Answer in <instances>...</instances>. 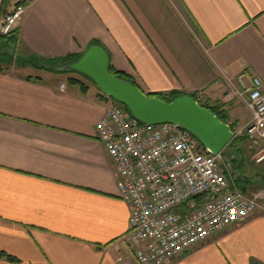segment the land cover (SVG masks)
Masks as SVG:
<instances>
[{
    "label": "crops",
    "instance_id": "1",
    "mask_svg": "<svg viewBox=\"0 0 264 264\" xmlns=\"http://www.w3.org/2000/svg\"><path fill=\"white\" fill-rule=\"evenodd\" d=\"M7 1L0 24L25 6L7 40L16 57L74 60L101 46L112 70L146 95L193 97L234 132L252 119L226 95L240 78L264 84V0ZM8 67L0 68V264H137L130 211L97 139L112 101L77 74ZM170 264H264V213Z\"/></svg>",
    "mask_w": 264,
    "mask_h": 264
},
{
    "label": "built area",
    "instance_id": "2",
    "mask_svg": "<svg viewBox=\"0 0 264 264\" xmlns=\"http://www.w3.org/2000/svg\"><path fill=\"white\" fill-rule=\"evenodd\" d=\"M24 14L25 6L6 14L0 35H12ZM226 100L252 113L235 139L247 141L255 163L264 167V84L254 78L246 86L240 78ZM96 132L115 166L119 198L130 211L127 240L137 264H170L263 208L264 196L244 191L240 183L236 153L214 156L178 125H146L113 103Z\"/></svg>",
    "mask_w": 264,
    "mask_h": 264
},
{
    "label": "water",
    "instance_id": "3",
    "mask_svg": "<svg viewBox=\"0 0 264 264\" xmlns=\"http://www.w3.org/2000/svg\"><path fill=\"white\" fill-rule=\"evenodd\" d=\"M14 48L15 43L0 51V62L14 63ZM110 62L103 47L92 45L63 70L88 78L104 96L124 105L134 118L146 125L175 124L184 128L214 156L224 152L234 141L231 127L193 97L180 96L166 102L146 95L133 83L113 76Z\"/></svg>",
    "mask_w": 264,
    "mask_h": 264
},
{
    "label": "rangeland",
    "instance_id": "4",
    "mask_svg": "<svg viewBox=\"0 0 264 264\" xmlns=\"http://www.w3.org/2000/svg\"><path fill=\"white\" fill-rule=\"evenodd\" d=\"M9 44H13V42H10ZM2 40H0V51H3L2 48ZM9 46V45H8ZM7 46V47H8ZM14 63L18 66H37V67H42V68H49V67H45V65L38 59L36 58H19L16 57L17 56V52L16 49L14 48ZM17 58V59H16ZM8 67L7 65H5L3 68ZM10 69V71H18V68L16 67H8ZM21 68V67H20ZM7 69V68H6ZM49 70V69H48ZM32 73L37 74L39 73L38 69L36 68H32V70H30ZM66 74H74V73H66ZM80 75V74H77ZM81 79H83L84 82L88 83L89 85L95 87V89L99 90L93 83L92 81H90L88 78L80 75L79 76ZM112 102L113 99L109 98ZM234 132V131H233ZM236 132H234L235 134ZM200 145V144H199ZM201 147V145H200ZM236 155L238 156V159L241 160L242 163H244V170L242 175L250 181V183L248 185V189L247 191L249 193H255V194H261L262 196H264V167L257 165L255 163V153L253 152V150L251 149V147L249 146V143L247 141H241L239 144V148L236 152ZM263 192V193H262ZM262 209H260V213H264V200L262 202Z\"/></svg>",
    "mask_w": 264,
    "mask_h": 264
},
{
    "label": "trees",
    "instance_id": "5",
    "mask_svg": "<svg viewBox=\"0 0 264 264\" xmlns=\"http://www.w3.org/2000/svg\"><path fill=\"white\" fill-rule=\"evenodd\" d=\"M7 2H8V1L5 0V2H4V6L7 5ZM3 14H4V12L2 11V12L0 13V16L3 15ZM10 36H11V35H10ZM10 36H2V35H0V40H2V43H3L1 49H5V48H7V46H8L9 43H10V42H8L7 40L9 39ZM13 42H14V41H13ZM34 58L40 60V61L45 65V67H49V68H48L49 70H48L47 68H42V67H37V66H33V65H32L34 68H36V69H38V70H40V71H43V72H49V73H55V74H56V73H64V74H66V73H74V74H77V73H75V72H68V71H65V70H63V69H64V67L67 66L68 64L77 61L79 57H78L77 59H74V60H72L71 58L49 59V60H47V59H40V58H37V57H34ZM13 64H14V63L11 64V63L0 62V66H2V67H0V68H3L4 65L11 66V65H13ZM110 73H111L113 76H115V77H118V78H121V79H124V80H127V81L131 82V81H130L127 77H125L123 74L114 72V71L112 70L111 66H110ZM69 82H70L71 84H74V85H80V86H81V89H82L83 91H86V87H85L84 83H82L80 80L72 78V79L69 80ZM160 98H162V99H163L164 101H166V102H172L173 100L176 99V97H175V98L160 97ZM200 105H201L202 107H204V108L209 109L210 111H212V112H213L216 116H218L223 122L226 121L225 118L221 115V113H219L215 108H211V107H208V106L203 105V104H200ZM126 109H127V108H126ZM127 110H128V109H127ZM241 141H244V140L236 138V139L232 142V144L226 149V152H236V151L238 150V148H239V144H240ZM238 168L240 169V171H241V175H242L243 170H244V163H242L241 160H239ZM243 175H244V173H243ZM243 175H242V180L240 181V183H241V185H242L244 191L247 192V189L249 188L248 185H247V183L249 184L250 181L247 180ZM1 257H4V258H6L7 260H9V261H11V262H17L16 259H14V258H12V257H10V256H8V255H2Z\"/></svg>",
    "mask_w": 264,
    "mask_h": 264
}]
</instances>
